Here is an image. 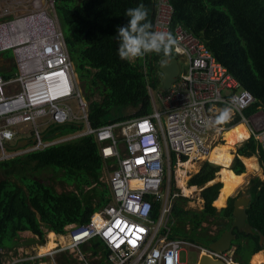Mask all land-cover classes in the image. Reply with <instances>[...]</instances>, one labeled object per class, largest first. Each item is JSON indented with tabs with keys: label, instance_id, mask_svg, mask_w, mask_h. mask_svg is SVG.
Listing matches in <instances>:
<instances>
[{
	"label": "built area",
	"instance_id": "obj_1",
	"mask_svg": "<svg viewBox=\"0 0 264 264\" xmlns=\"http://www.w3.org/2000/svg\"><path fill=\"white\" fill-rule=\"evenodd\" d=\"M4 1L0 54H13L15 72L8 79L0 75V162L93 136L102 158L115 165L108 180L111 200L92 213L88 224L67 226L63 234L42 227L44 244L47 234H53V249L40 254L44 244L38 242L33 253L10 257L0 248V264H58L56 258L62 254L77 264H90L87 254L99 246L106 252L100 264H184L180 258L185 250L197 254L196 264L201 256L238 264L229 251L214 253L207 246L172 237V206L180 196L171 192L170 185L163 192L161 188L175 166L212 164V148L237 126L248 134L240 143L252 138L263 146L264 107L245 115L256 102L253 95L216 61L202 39L181 24H171L168 0H153L152 30L172 34L176 44L170 57L179 63L180 74L167 91L160 89L161 82L158 89L147 86L149 114L92 128L54 0ZM67 123L78 129L51 133ZM23 125L30 127L34 141L22 150L7 149L14 140L27 139V131L20 129ZM154 200L160 201L155 215ZM66 235L70 242L61 243L59 238Z\"/></svg>",
	"mask_w": 264,
	"mask_h": 264
},
{
	"label": "trees",
	"instance_id": "obj_2",
	"mask_svg": "<svg viewBox=\"0 0 264 264\" xmlns=\"http://www.w3.org/2000/svg\"><path fill=\"white\" fill-rule=\"evenodd\" d=\"M168 1L173 10L171 24H181L202 39L216 61L253 95L256 102L244 114L263 108L264 0ZM139 4L145 5L148 20L152 23L153 0H54L77 78L82 86L92 88L93 93L99 95L98 101L83 95L88 101V119L92 128L147 115L151 111L147 86L156 89L160 85L158 63L164 56L153 53L131 62L122 60L118 55L119 40H112L117 29L128 23L127 9ZM13 73L14 69L1 76L8 79ZM129 108H139V111L128 115L125 110ZM114 114L117 119L109 120ZM77 127L67 123L54 127L51 133L63 135L77 130ZM247 137L244 127L226 136L225 144L219 146L221 155L210 158V162L221 169L203 163L190 179L189 188L201 190L199 196L203 207L200 211L186 209L189 201L186 197L174 199L170 221L172 237L192 242L193 236L198 234L211 244L230 229L236 198H228L226 206L220 210L215 207L223 206L234 187L246 178L243 175L245 167L249 172L258 171L254 160L245 161L244 167L239 158H256L264 177V145L252 138L238 149L232 163L233 156L229 152ZM174 160L172 156V163ZM113 163L114 160L102 158L93 136H83L1 161L0 248L15 249L20 245L17 239L22 233H32L40 239L39 243L44 244L42 227L63 234L67 226L88 224L92 213L111 200L109 186L102 177L105 165L111 172ZM49 170L53 174H62L61 185L72 189L57 192L48 185L41 175ZM217 173L223 186L219 182L207 186ZM165 183L166 179L162 192ZM174 191L176 189L171 184V192ZM247 194L250 203L246 208V224L252 227V232H233L236 246L232 255L238 264H248L251 255L249 264H264V254L259 252L264 251V181L259 178L250 180ZM159 207L160 201L154 200V215ZM207 223L216 227L212 236L203 229ZM260 236L263 237L261 245L258 244ZM101 247L93 251L98 254ZM70 259L62 254L56 261L58 264H77Z\"/></svg>",
	"mask_w": 264,
	"mask_h": 264
},
{
	"label": "rangeland",
	"instance_id": "obj_3",
	"mask_svg": "<svg viewBox=\"0 0 264 264\" xmlns=\"http://www.w3.org/2000/svg\"><path fill=\"white\" fill-rule=\"evenodd\" d=\"M4 5H5V1L4 0H0V14L2 13V8L4 7ZM12 55L13 54L11 52H8V53L0 54V57L4 56L5 58L12 59ZM11 66H13V65L11 64ZM181 67H183V68L185 67L182 62H181ZM145 72H147V71L145 70ZM0 75H2V74L0 73ZM157 77H160V80H161V74L160 73H157ZM76 83H77V86H78V90L80 91V93H82V95H88L90 97V99L94 100V101H98L99 100L98 93L97 92L93 93V90L90 87L88 88V87L82 86L77 77H76ZM159 86H158V88H159ZM92 94H94V95H92ZM87 103H88V101H87ZM125 111H126V113L128 115H133V114H135V113H137L139 111V108H129V109L125 110ZM115 119H117L116 114H114L113 116L109 117V120L114 121ZM29 128L30 127L28 125H23V126L20 127V129L22 131H27V133L24 136V138L30 139V132H28ZM224 135L221 136L220 140L218 141V143L216 145H214L212 150L214 148L218 147V146H222V145L225 144ZM17 142L18 141L14 140L13 142L10 143V145L13 146ZM243 144L244 143L236 144L233 147V150L229 152L233 156L232 163H233L234 159L236 158V153H237L238 149ZM18 150H22V149L20 148ZM232 163L230 165V169H231ZM202 164H203V162H197L195 167L193 168L194 170L193 169L191 171L187 170L188 171L187 175H189L188 176L189 179L186 182V186L189 187L190 179L198 172V170L200 169ZM114 165H115V163H113V165L111 167L114 168ZM212 165H214V164H212ZM214 166H216V165H214ZM216 167H219V166H216ZM219 168L221 169V167H219ZM179 169H181V167L175 166L171 170V175H170V179H169L170 184H169L168 177H167L166 178L165 187L170 185L169 189H171V184H173L174 188L176 189V191H174V192L179 194V196L186 197L185 195H183V193H182L183 190L179 186V174H177V172H179ZM218 173L216 174V177H215V179L213 181L219 182L223 186L222 182L219 180L220 178H219ZM61 175L62 174H60L59 172L56 173V174H53L52 171L49 170L47 172H44L41 176H42V179L46 180L48 185L53 186L57 192H61L63 190H66V191L71 190L72 187H70V186H64L63 187L61 185L62 184L60 182ZM110 175H111V172L109 171L108 166L105 165L102 181L104 183L108 184V180L110 178ZM243 175L246 176L245 182L242 185H240L237 189L234 187V192L229 195L230 197L228 196L229 198H237V197H239L241 195H245V196L248 195L247 194L248 183L252 179L259 178L261 181H264V177H263L262 171L260 169H258L257 172H249L248 169L245 168V173ZM195 188H196V190H194L195 192H193L192 195L186 197V198L189 199L186 209H191V210H194V211H200L202 209V207H203V202H202V200L200 199V196H199L200 189L197 188V187H195ZM215 208L218 209V207H215ZM203 229L206 230V234L209 235V236L214 235L215 232H216V227L214 225L208 224V223L203 225ZM31 237L32 236L30 235V233L19 234V238L17 240L19 241L20 245L16 246L15 249H6V248H4V251H6V255L11 257V256H14V255L22 253L25 256H27V255L33 253L36 250V247H37L39 241L36 240V239H32ZM192 240H193L192 241L193 243H196V244L204 246V247H206L207 244H209L208 241H206L205 239L201 238V236H198V234L194 235ZM229 253L233 254V247L229 249ZM250 257H249V259H250ZM249 259H248V264H249ZM180 261H181V263H184V264H196L197 254L195 252H191L189 250H185V251H183L181 253Z\"/></svg>",
	"mask_w": 264,
	"mask_h": 264
},
{
	"label": "clouds",
	"instance_id": "obj_4",
	"mask_svg": "<svg viewBox=\"0 0 264 264\" xmlns=\"http://www.w3.org/2000/svg\"><path fill=\"white\" fill-rule=\"evenodd\" d=\"M125 15L129 18L128 23L117 29L118 55L122 60L131 62L153 53L171 56L176 41L169 32L152 30L153 25L148 20V10L144 4L127 9ZM176 51L179 49L176 48ZM227 114L226 110L221 118Z\"/></svg>",
	"mask_w": 264,
	"mask_h": 264
},
{
	"label": "water",
	"instance_id": "obj_5",
	"mask_svg": "<svg viewBox=\"0 0 264 264\" xmlns=\"http://www.w3.org/2000/svg\"><path fill=\"white\" fill-rule=\"evenodd\" d=\"M116 39H118V31L112 37L113 41ZM7 62L11 63V59H8ZM158 70L161 74L160 89L162 91H167L170 85L175 81L176 77L179 76L180 74L179 63H177L176 59L173 57H164L158 63ZM33 141L34 138H31L30 140L21 139L14 146L7 147V149L18 150L22 147H25L27 144ZM213 183H215V181H212L211 183L207 184V186L212 185ZM249 203H250L249 195L246 196L241 195L234 200L233 211H232L233 221L231 227L227 232L223 233L217 241L207 246V248L211 252L214 253L226 252L229 251L230 248L235 247L236 245L233 243V241L235 240L233 232L235 230L239 233L244 232L245 234L252 232V227L246 224V220H247L246 208L249 205ZM262 241H263V237L260 236L258 244L261 245ZM197 264H223V262L220 260L213 259L212 257L201 256Z\"/></svg>",
	"mask_w": 264,
	"mask_h": 264
},
{
	"label": "bare ground",
	"instance_id": "obj_6",
	"mask_svg": "<svg viewBox=\"0 0 264 264\" xmlns=\"http://www.w3.org/2000/svg\"><path fill=\"white\" fill-rule=\"evenodd\" d=\"M239 127H243V126L240 125V126H237V127L233 128L232 130H230L229 132H227L224 135V138L226 136L232 134L233 132H235ZM214 155H221V151L219 150V146L214 148L211 151L210 156H209V161H210V158L213 157ZM180 167H181V169H179V172H177V174H179V186L183 190L184 195L187 197V196L192 195L193 192H195L194 190H191L188 186H186V182L189 179L188 178L189 175H187V172H188L187 170L191 171L195 167V163H192V162L185 163V164L181 165ZM244 182H245V179L240 181L238 183V185L235 186V188L237 189ZM47 239H48V242L46 244H44V245L39 247L38 252L40 254L46 253L49 250L54 248V244H53L54 237H53V234L51 232H49L47 234ZM59 240H60L61 243H67V242H70L71 238H70L69 235H66L65 237H60ZM105 258H106V252L105 251H104V254L100 253L97 256H95V255H87V261L90 264H95V263L96 264H100Z\"/></svg>",
	"mask_w": 264,
	"mask_h": 264
},
{
	"label": "crops",
	"instance_id": "obj_7",
	"mask_svg": "<svg viewBox=\"0 0 264 264\" xmlns=\"http://www.w3.org/2000/svg\"><path fill=\"white\" fill-rule=\"evenodd\" d=\"M11 60H12V59H11ZM2 64L4 65L5 62L2 61ZM6 64H8V62H6ZM8 65H9V64H8ZM13 69H14V67L12 66L11 71H12ZM11 71H10V72H11ZM14 72H15V70H14ZM13 74H14V73H13ZM30 139H31V138H30ZM30 139L27 138V140H30ZM237 144H238V143H237ZM236 157H237V156H236ZM239 159H240V161L243 163L244 167H245V161H248V160H254V164H255V166H256L258 169H260V168H259V165H258V162H257V160H256L255 158H254V159H253V158H250V159L239 158ZM195 165H196V164H195ZM211 165H212V164H211ZM245 168H246V167H245ZM260 170H261V169H260ZM211 182H212V181H211ZM211 182H210V183H211ZM249 182H250V181H249ZM208 184H209V183H208ZM248 184H249V183H248ZM220 190H221V189H220ZM219 194H220V191H219ZM218 197H219V195H218ZM218 197H217V199H218ZM229 197H230V196H229ZM229 197L226 198V200H225L223 206L218 207V209H217V208H216V209H217V210H220L221 208H224V207L226 206V204H227V200H228ZM217 199H216V200H217ZM216 200H215V201H216ZM215 201H214V202H215ZM213 205H214V204H213ZM63 237H65V236H63ZM259 252L264 254V251H259ZM100 253L104 254L103 246L101 247V249H100V248L98 249V254H96V253L92 250V251H89L87 255H95V256H97V255H99ZM257 253H258V252H257ZM251 256H252V255H251ZM95 264H96V263H95Z\"/></svg>",
	"mask_w": 264,
	"mask_h": 264
},
{
	"label": "flooded vegetation",
	"instance_id": "obj_8",
	"mask_svg": "<svg viewBox=\"0 0 264 264\" xmlns=\"http://www.w3.org/2000/svg\"><path fill=\"white\" fill-rule=\"evenodd\" d=\"M79 1V0H78ZM61 27V26H60ZM62 31V30H61ZM7 60H8V58H5L4 56H1L0 57V73L1 74H4V73H7V72H10L11 71V68H12V66H11V64L12 63H10V62H8V64H6V62H7ZM2 61H4L5 62V64L3 65L2 64ZM238 198V197H237ZM234 243V242H233Z\"/></svg>",
	"mask_w": 264,
	"mask_h": 264
}]
</instances>
